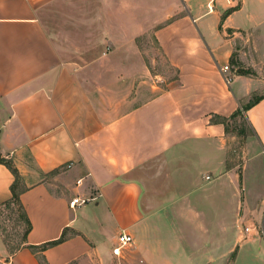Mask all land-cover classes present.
<instances>
[{
    "label": "crops",
    "instance_id": "1",
    "mask_svg": "<svg viewBox=\"0 0 264 264\" xmlns=\"http://www.w3.org/2000/svg\"><path fill=\"white\" fill-rule=\"evenodd\" d=\"M55 1L0 0V158L26 183L32 224L13 254L0 236V260L264 264V244L244 232L264 225V175L247 174L253 160L264 165V99L244 113L242 168L225 126L211 122L264 95V0H171L154 36L178 78L148 100L131 97L146 76L139 57L106 61L105 76L62 58L41 20ZM14 182L0 163V207ZM76 197L90 201L72 209ZM123 231L133 244L115 256ZM64 233L41 254L29 248Z\"/></svg>",
    "mask_w": 264,
    "mask_h": 264
},
{
    "label": "rangeland",
    "instance_id": "2",
    "mask_svg": "<svg viewBox=\"0 0 264 264\" xmlns=\"http://www.w3.org/2000/svg\"><path fill=\"white\" fill-rule=\"evenodd\" d=\"M170 6L171 0H57L42 10L41 20L63 59L87 67L85 71L91 72L93 67L98 76L107 74L105 62L110 59L139 57L146 66V76L140 72V81L131 97L140 91L141 99L145 93L148 100L169 89L178 78L177 70L167 61L154 36L157 28L170 21L159 19L160 13L169 10ZM122 49L127 54H120ZM101 60L103 62H98ZM130 69L135 72L134 67ZM118 73L123 74V70H116L115 74ZM231 129L243 131L241 135L234 131L228 135L235 163L242 168L252 133L246 120L241 118L231 123ZM249 164L247 174L250 179L254 180L260 170L264 175V165L258 169L256 159ZM23 188L26 183L20 181L19 190ZM256 225L262 224L257 221ZM25 229L17 205L0 207V236L9 251L21 249ZM0 264L7 263L0 260Z\"/></svg>",
    "mask_w": 264,
    "mask_h": 264
},
{
    "label": "trees",
    "instance_id": "3",
    "mask_svg": "<svg viewBox=\"0 0 264 264\" xmlns=\"http://www.w3.org/2000/svg\"><path fill=\"white\" fill-rule=\"evenodd\" d=\"M238 72L241 75L253 74L250 70H244V69H240ZM263 99H264V95L254 96V97H252V99L247 104H245L242 107V109H238L230 117L213 116L211 122L215 123V124H223L226 128L227 133H231L234 131L235 133L238 132L237 133L238 135H241V134H243V131H238V129L235 131V130L231 129V123L235 122L238 118L245 120L244 113L249 111L252 107L257 105ZM0 163L5 165L12 172V174L15 177V182L13 183V185L11 187V193H12L11 199L8 202H6L4 205L15 204L19 207V210L22 212V218L24 219L25 224H26V229H25L24 235H23L24 240L21 244V248H22L24 246V244L26 243V239H27L28 234L32 230V224H31V222H30V220H29V218L25 212L24 206L22 205V202H21V194L23 192H25L26 189L23 188V189L19 190L21 178H20L18 170L13 167L12 163L6 159H3V158H0ZM65 240H66V234L64 233L62 235V237L57 241L49 242V243H46V244L41 245V246H29V248L35 254H41V253L45 252L46 250H48L49 248L63 243ZM18 250H16V251H18ZM16 251L11 250L10 253L13 254ZM39 259H40L41 264H47L44 256L39 255Z\"/></svg>",
    "mask_w": 264,
    "mask_h": 264
},
{
    "label": "built area",
    "instance_id": "4",
    "mask_svg": "<svg viewBox=\"0 0 264 264\" xmlns=\"http://www.w3.org/2000/svg\"><path fill=\"white\" fill-rule=\"evenodd\" d=\"M228 71H229V66H225L222 69L223 78L226 84H230L232 82V78L225 75V73H227ZM80 183H81V180L77 182V185H80ZM88 201L90 200L81 199L80 197H76L70 202V208L75 209L77 207H80L86 204ZM244 232L247 235L250 233L255 234L260 239V241H262V243L264 244V225H260V226L254 225L252 227L244 226ZM132 244H133L132 236L123 231L119 235V245L113 249V255L120 256L122 250L131 246Z\"/></svg>",
    "mask_w": 264,
    "mask_h": 264
}]
</instances>
